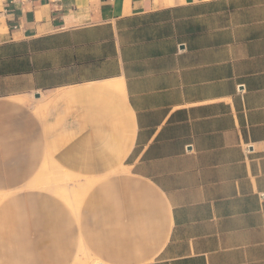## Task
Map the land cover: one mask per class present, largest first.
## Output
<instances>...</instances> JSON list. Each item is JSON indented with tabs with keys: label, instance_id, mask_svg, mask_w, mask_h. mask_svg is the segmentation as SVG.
I'll use <instances>...</instances> for the list:
<instances>
[{
	"label": "crops",
	"instance_id": "obj_1",
	"mask_svg": "<svg viewBox=\"0 0 264 264\" xmlns=\"http://www.w3.org/2000/svg\"><path fill=\"white\" fill-rule=\"evenodd\" d=\"M36 126L110 178L74 220L46 195L6 201L0 264H264V0H0V159Z\"/></svg>",
	"mask_w": 264,
	"mask_h": 264
},
{
	"label": "rangeland",
	"instance_id": "obj_2",
	"mask_svg": "<svg viewBox=\"0 0 264 264\" xmlns=\"http://www.w3.org/2000/svg\"><path fill=\"white\" fill-rule=\"evenodd\" d=\"M112 85L124 91L122 80L116 79ZM17 101L20 104V109L15 111L14 114L18 117V121L17 123L15 122L16 125L15 123H8L7 127L4 125V129L14 130L18 134V139L21 141L23 138L26 140L28 134L25 109L27 100L19 98ZM33 101L36 102L34 110L36 123L41 124L51 104V98H43L41 101L32 99L31 103ZM21 107L23 109H21ZM3 142L7 141L3 139ZM4 144L8 149L9 145L6 143ZM5 146L3 145V148H5ZM47 148H49L48 143H46V145L43 143V128L36 126L35 142L30 150H27L25 145V151L22 153L24 158L16 160L14 158L5 157L0 159V163L2 164L1 171H6L8 173H14L17 167L16 162H19L20 167L16 168L19 171L18 183L23 184L13 190L0 191V210L6 201L12 198L20 197L23 194L35 193L49 196L51 199L60 202L61 207L65 209L68 216L74 220L76 216L80 218L87 204V200L92 193V186L98 183L108 182L110 178L108 175L91 176L77 174L75 170L68 168V166L56 158L54 153L50 152ZM7 154H9V152H7ZM8 176L9 174L4 178L3 175V179H8Z\"/></svg>",
	"mask_w": 264,
	"mask_h": 264
},
{
	"label": "bare ground",
	"instance_id": "obj_3",
	"mask_svg": "<svg viewBox=\"0 0 264 264\" xmlns=\"http://www.w3.org/2000/svg\"><path fill=\"white\" fill-rule=\"evenodd\" d=\"M116 80H112V81H110L109 82V84H111L112 85V83L114 84V82H115ZM44 108V107H43ZM41 113V112H40ZM42 114V113H41Z\"/></svg>",
	"mask_w": 264,
	"mask_h": 264
}]
</instances>
